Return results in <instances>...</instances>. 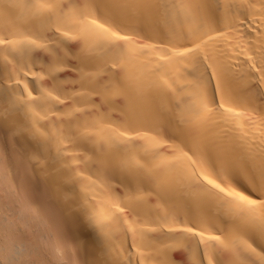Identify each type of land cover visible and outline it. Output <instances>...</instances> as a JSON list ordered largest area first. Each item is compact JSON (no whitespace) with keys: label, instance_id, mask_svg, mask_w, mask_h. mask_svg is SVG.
Segmentation results:
<instances>
[{"label":"bare ground","instance_id":"bare-ground-1","mask_svg":"<svg viewBox=\"0 0 264 264\" xmlns=\"http://www.w3.org/2000/svg\"><path fill=\"white\" fill-rule=\"evenodd\" d=\"M262 199L264 0H0V264H264Z\"/></svg>","mask_w":264,"mask_h":264},{"label":"snow or ice","instance_id":"snow-or-ice-1","mask_svg":"<svg viewBox=\"0 0 264 264\" xmlns=\"http://www.w3.org/2000/svg\"><path fill=\"white\" fill-rule=\"evenodd\" d=\"M207 183L209 185H212V187L214 189H217L218 190V193H222L226 197H232V202L233 203H243V204H245L247 206H250V207L257 206V200L250 199L249 196L243 195L240 192H233L232 190H229L228 189L227 185H225L224 187H222L221 184L216 183L212 179H208L207 180ZM260 204H264V199L260 200Z\"/></svg>","mask_w":264,"mask_h":264}]
</instances>
